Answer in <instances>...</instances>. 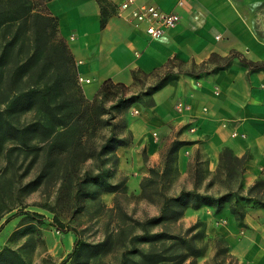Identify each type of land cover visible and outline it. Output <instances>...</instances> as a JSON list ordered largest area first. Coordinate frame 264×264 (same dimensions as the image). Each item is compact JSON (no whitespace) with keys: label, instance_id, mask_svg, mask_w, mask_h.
<instances>
[{"label":"rangeland","instance_id":"374dc122","mask_svg":"<svg viewBox=\"0 0 264 264\" xmlns=\"http://www.w3.org/2000/svg\"><path fill=\"white\" fill-rule=\"evenodd\" d=\"M106 8L109 15L116 11L112 4ZM45 14L49 15V11ZM19 24L0 29V56L6 61L0 66V113H4L3 117L17 127L41 122L52 129L51 134L60 131L66 133L68 139L82 134L83 140H88L87 147L100 144L113 131L126 138L131 147V128L146 115L142 113L153 106L152 96L158 90L159 75L147 76L137 72L135 82L130 86L122 87L114 82L104 88L103 84L81 83L76 78L65 85L63 92L53 96V104L62 103L59 115L83 106L92 116L103 114L105 120L114 117L111 124L102 127L94 123L80 129L73 125V119L68 128L54 125L39 105L8 110L16 96L35 84L37 77L33 71L42 70L43 76L50 72L45 67V49L40 50L33 71L18 70L37 52L32 24ZM47 29L48 33L40 37L42 42L46 37L52 40L59 36L58 33L52 35V28ZM15 34V42L10 45L9 40ZM171 68L176 73L198 69L193 64L183 65L177 61L171 64ZM137 110L141 113L137 114ZM27 136L26 146L18 139L4 136L0 139V251L13 257L16 264H61L73 250L77 238L93 247L84 248L82 245L80 256L67 264H121L124 255L138 261L141 252L148 251L162 254L157 264H238L228 243L208 235L200 221L187 225L180 217L148 224L147 231L164 232L166 237L151 242L136 239L144 232L141 224L159 214L164 196L178 194L176 158L172 169L164 175L162 166L150 162L146 145L128 153L126 160L117 154L104 155L102 162L84 155H74L73 159L69 156L49 159L47 139L40 133ZM229 162L233 173L217 174V190L225 191L229 186H236L239 174L233 156ZM46 167H49L48 173L33 184ZM153 167L157 172L150 171ZM99 168L105 170L108 182L116 186L115 192H106L98 185L82 182L83 188L93 197L77 199L79 179L83 180L87 173H97ZM137 177L142 180L136 192ZM262 192L264 182L258 184L254 193ZM36 213L41 217H35L33 214ZM57 219L65 225L66 231L56 226ZM179 236L190 240L197 250L196 255H190L193 251L177 239ZM227 246L229 252L224 251Z\"/></svg>","mask_w":264,"mask_h":264},{"label":"crops","instance_id":"0c3cea01","mask_svg":"<svg viewBox=\"0 0 264 264\" xmlns=\"http://www.w3.org/2000/svg\"><path fill=\"white\" fill-rule=\"evenodd\" d=\"M119 1L109 0L116 11L105 27L97 0L47 3L75 58L78 77L91 84L112 80L130 86L134 72L149 74L173 58L200 65L213 54L240 55L219 72L184 73L157 90L153 106L131 128V147H119L116 154L126 160L128 153L146 145L150 162L162 166V172L163 154L172 141H180L175 164L178 194L215 193L222 153L230 149L244 160L245 199L234 203L244 213L243 225L230 204L221 211L208 204L189 207L182 220L187 225L202 222L208 235L228 243L238 264H264V192L254 193L264 182V70L251 71L241 62L243 58L264 62V0H184L182 8L177 6L180 0H139L164 11H179L180 24L160 39H150L121 16ZM180 101L190 109L178 112ZM141 180L135 178L136 192Z\"/></svg>","mask_w":264,"mask_h":264},{"label":"trees","instance_id":"16d2710c","mask_svg":"<svg viewBox=\"0 0 264 264\" xmlns=\"http://www.w3.org/2000/svg\"><path fill=\"white\" fill-rule=\"evenodd\" d=\"M49 1L50 0H0V29L3 26L10 27L12 25H16L17 23L22 25L24 23L30 22L36 35L37 52L31 58H29L26 63H23L21 66H19L18 70H26L30 72L33 71L31 70L32 66L36 64L35 61L41 49H45V67L50 69V72L47 76L42 75V70H40V72L33 71L32 74L36 75L37 77L35 84L31 88L22 91L18 96H16L11 101L7 109L10 110L13 107L29 109L35 105H39L40 109L49 115L51 122L54 125L62 126L63 128L70 127L72 119L73 125L78 126L80 129L91 126L94 123H96L98 127L111 124V121L114 118L113 116H109V118L106 120L102 118L103 114L92 116L87 114V108H83V106H79L76 110L71 112L69 111L68 114L59 115V110L62 107V103H52L53 96H56L58 92H63L65 85L74 82L75 79L78 78V70L75 58L70 50L69 45L59 34L57 18L51 16L50 13L49 15L45 14L49 11L47 8V3ZM97 1L101 4V25L102 27H105L110 16L107 13L106 7L111 3L109 0ZM47 28H52L53 36L55 33H58L59 36H56V38L53 37L52 40L46 37L42 42L40 37L42 34L48 33ZM15 37L16 34L11 40H9L10 45L15 42ZM239 57L240 55L237 52H233L231 55L226 57L213 54L208 60L201 63L200 65L192 63L196 68H198L197 70H188L177 73L171 68V64L174 61H177L183 65L188 64L178 60L177 58H173L170 59L163 67L156 69L149 74H145L147 76L159 75V80L157 83V88L159 90L169 84L171 81L178 79L184 73L198 75L207 71L219 72L220 70L228 68L233 60ZM4 62L6 63L4 56H0V66L4 65ZM241 62L243 65L249 67L251 71L264 70V62L249 61L245 58L241 59ZM137 72H134L135 79ZM112 83H114L112 80L105 81L103 83V88L106 87V85ZM118 84H120L122 87H125L124 84ZM74 101L77 102V100ZM2 114L4 113H0V139L1 136L10 139H18L21 144L26 146L27 140L29 138L27 134L40 133L47 139L46 151L47 158L49 159L55 158L57 156H69L71 159H73L74 155L77 157L84 155L91 158L95 157L99 162H102L104 155H116V151L119 147H125L129 145V142L126 138L117 136L112 131L108 136L103 138V141L100 144L97 145L94 143L87 147L88 140L84 141L82 134L77 138L72 136L68 139V135L60 131L56 132L55 134H51L53 132L52 129L46 127L41 122H33L24 127H17L11 120L5 119ZM180 144V141H172L166 152L163 154V175L172 169L173 162L176 158V152L179 149ZM231 156L234 158V162L237 166L239 174L235 187L229 186L225 191L218 189L215 193L213 191L211 193H200L197 190H182L181 193L175 196L165 195L159 214L147 219L141 224L144 232L143 234L136 236V239L151 242L165 238L166 233H150L147 231L146 226L152 223H162L167 220H176L180 217H183V214L187 208H198L201 206V204H208L214 207L216 211H221L223 208L228 206V204H230L232 213L235 214L239 223L243 225L244 213L239 210L237 204L234 203L238 202L240 199H245L241 194L243 188L244 160L235 157L231 150L227 148L222 153V163L217 174L225 172L229 174L233 173L231 163L229 162ZM48 168L49 167H46L43 170L42 174H40L33 184L41 181L42 177L48 173ZM150 171L157 172L155 167L151 168ZM105 173V170L99 168L97 173H87L83 180L79 179L77 183V199L81 200L85 197H93V194L90 191H87L83 188L82 182L98 185L106 192H115L116 186H113L108 182ZM212 184L213 183H211L210 186H212ZM33 215L37 218L41 217V215L38 213ZM55 224L60 230L66 231L65 225L58 219ZM177 239H179L181 243H186L188 249L193 251L190 253V255H196L197 250L190 240L180 236L177 237ZM217 239L220 240L218 237ZM82 245L84 248L93 247L90 244L82 243L77 238L73 250L61 264H67L72 258L80 256V250L83 248ZM224 251L229 252L228 246L224 249ZM161 255L162 254L157 251L141 252V258L138 261L128 259L127 256L124 255L123 262L121 264H126L127 262L133 264H157L158 261L163 257ZM0 264H16V261L13 257H10L3 251H0Z\"/></svg>","mask_w":264,"mask_h":264},{"label":"built area","instance_id":"2783aa9c","mask_svg":"<svg viewBox=\"0 0 264 264\" xmlns=\"http://www.w3.org/2000/svg\"><path fill=\"white\" fill-rule=\"evenodd\" d=\"M116 6L121 16L130 21L134 27L143 30L150 39L164 37L169 30L176 28L181 22L178 10L164 11L154 4H141L139 0H120ZM177 6L182 8L184 0H180ZM78 79L81 83L91 82L82 76H79ZM176 109L183 113L190 109V105L180 101L177 103ZM136 113L140 114V110H137ZM191 130L195 131L196 129L193 127Z\"/></svg>","mask_w":264,"mask_h":264}]
</instances>
